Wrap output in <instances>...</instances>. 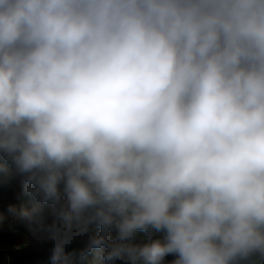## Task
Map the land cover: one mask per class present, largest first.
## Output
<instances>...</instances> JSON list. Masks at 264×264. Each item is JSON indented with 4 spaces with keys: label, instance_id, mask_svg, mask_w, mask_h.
Instances as JSON below:
<instances>
[{
    "label": "clouds",
    "instance_id": "clouds-1",
    "mask_svg": "<svg viewBox=\"0 0 264 264\" xmlns=\"http://www.w3.org/2000/svg\"><path fill=\"white\" fill-rule=\"evenodd\" d=\"M0 154L52 264L264 262V0H0Z\"/></svg>",
    "mask_w": 264,
    "mask_h": 264
},
{
    "label": "rangeland",
    "instance_id": "rangeland-1",
    "mask_svg": "<svg viewBox=\"0 0 264 264\" xmlns=\"http://www.w3.org/2000/svg\"><path fill=\"white\" fill-rule=\"evenodd\" d=\"M21 182L23 177L17 173L11 161L0 154V264H4L5 251L11 244H15L14 248L18 249L36 238L44 241L43 231L30 228L21 214L25 208L32 206L31 198L25 192L24 182L18 189V184ZM48 211L49 223H51L53 217L50 207ZM147 235L145 233L136 236L133 242H147ZM86 240L85 237L79 241L85 243Z\"/></svg>",
    "mask_w": 264,
    "mask_h": 264
},
{
    "label": "trees",
    "instance_id": "trees-1",
    "mask_svg": "<svg viewBox=\"0 0 264 264\" xmlns=\"http://www.w3.org/2000/svg\"><path fill=\"white\" fill-rule=\"evenodd\" d=\"M23 185V182L21 184H18V189L20 186ZM163 231V230H161ZM99 229H95V232L93 234H98ZM146 232L144 231H137L134 237L143 235ZM42 234L45 236L48 235L47 231H43ZM116 234V230L113 229L110 233V235L114 236ZM44 236L42 238H44ZM133 237V238H134ZM158 237V234L154 232L153 230V236ZM149 242V241H147ZM138 243H146V242H138ZM86 244L81 243L79 240H77L74 244V248H82ZM15 244H11L8 249H6L5 254L6 257L4 258V264H52L51 258H50V252L49 249L51 247V243H46L45 241H42L41 239H35L31 242H27L24 247L22 248H14ZM176 255H168L164 258L163 264H172V261L176 259ZM84 264H103V261L101 259V255L98 251L94 250L92 253H90L84 262Z\"/></svg>",
    "mask_w": 264,
    "mask_h": 264
},
{
    "label": "built area",
    "instance_id": "built-area-1",
    "mask_svg": "<svg viewBox=\"0 0 264 264\" xmlns=\"http://www.w3.org/2000/svg\"><path fill=\"white\" fill-rule=\"evenodd\" d=\"M154 232H155V231H154ZM155 233L158 234V237H154V238H152V239H161V240H163V237H164V235H165L164 231L155 232ZM47 236H48V235H47ZM47 236L44 237V241H45L46 243H49V244H50V242L46 239ZM256 260H257V264H264V262L259 261V258H258V257L256 258Z\"/></svg>",
    "mask_w": 264,
    "mask_h": 264
}]
</instances>
